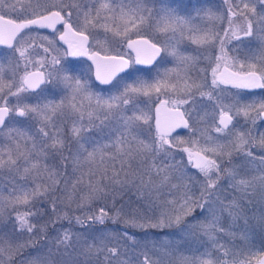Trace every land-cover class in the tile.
Wrapping results in <instances>:
<instances>
[{
    "label": "snow or ice",
    "instance_id": "6c2138e0",
    "mask_svg": "<svg viewBox=\"0 0 264 264\" xmlns=\"http://www.w3.org/2000/svg\"><path fill=\"white\" fill-rule=\"evenodd\" d=\"M0 264H264V0H0Z\"/></svg>",
    "mask_w": 264,
    "mask_h": 264
},
{
    "label": "flooded vegetation",
    "instance_id": "af4514ba",
    "mask_svg": "<svg viewBox=\"0 0 264 264\" xmlns=\"http://www.w3.org/2000/svg\"><path fill=\"white\" fill-rule=\"evenodd\" d=\"M58 28L60 27L59 25L57 26ZM61 30H62V28H61ZM40 32H42V33H45V34H50L51 36L53 35V33H52V31H48V30H46V29H41V30H39ZM57 35L58 34H56V35H54V37H55V39L57 40ZM58 41V40H57ZM60 43V42H59ZM61 44V43H60ZM80 59H84V58H80ZM85 61H87L86 59H84ZM88 62V61H87ZM139 67H147V66H139ZM202 67H203V65H202ZM207 75H208V77H210V75H211V69L209 68V70H208V73H207ZM222 87H230V86H222ZM246 91V90H245ZM256 91H259V90H256Z\"/></svg>",
    "mask_w": 264,
    "mask_h": 264
},
{
    "label": "rangeland",
    "instance_id": "374dc122",
    "mask_svg": "<svg viewBox=\"0 0 264 264\" xmlns=\"http://www.w3.org/2000/svg\"><path fill=\"white\" fill-rule=\"evenodd\" d=\"M187 0H184V2H186ZM41 33V35H45V36H48L50 39H55V37H54V35H50V34H45V33H42V32H40ZM80 61H81V65L83 66V67H87V64H88V62L87 61H85L84 59H80ZM209 70V69H208ZM210 79H211V75H210V77H209V82H210Z\"/></svg>",
    "mask_w": 264,
    "mask_h": 264
},
{
    "label": "water",
    "instance_id": "95a60500",
    "mask_svg": "<svg viewBox=\"0 0 264 264\" xmlns=\"http://www.w3.org/2000/svg\"><path fill=\"white\" fill-rule=\"evenodd\" d=\"M46 30H48V31H52L51 29H46ZM62 31V30H61ZM57 40H59V37H58V35H57ZM61 44H63V42L62 41H59ZM64 47H67L66 45H64ZM84 59H86L87 60V58L85 57ZM88 63H90V61H88ZM161 119L163 120V119H165V114L164 113H162L161 114Z\"/></svg>",
    "mask_w": 264,
    "mask_h": 264
},
{
    "label": "trees",
    "instance_id": "16d2710c",
    "mask_svg": "<svg viewBox=\"0 0 264 264\" xmlns=\"http://www.w3.org/2000/svg\"><path fill=\"white\" fill-rule=\"evenodd\" d=\"M193 2H195V0H193ZM185 3H187V1L185 2ZM187 159V157L185 156V160ZM193 171H195V169H193Z\"/></svg>",
    "mask_w": 264,
    "mask_h": 264
}]
</instances>
